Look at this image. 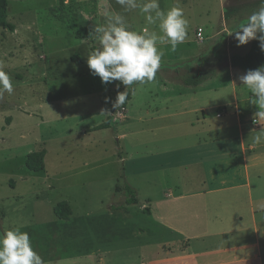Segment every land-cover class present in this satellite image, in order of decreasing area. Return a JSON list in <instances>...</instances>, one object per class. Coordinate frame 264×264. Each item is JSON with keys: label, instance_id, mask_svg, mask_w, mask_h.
Instances as JSON below:
<instances>
[{"label": "rangeland", "instance_id": "obj_1", "mask_svg": "<svg viewBox=\"0 0 264 264\" xmlns=\"http://www.w3.org/2000/svg\"><path fill=\"white\" fill-rule=\"evenodd\" d=\"M137 2L142 5L146 0ZM177 2L189 22L185 41L196 42L197 30H206L204 41L196 48L201 57L161 60L156 78L167 76L169 67L181 73L213 70L221 65V56L226 61L233 54H246L253 40L238 46L235 32L253 12L264 7V0H159V5L166 12ZM116 13L126 18L129 30L147 29L162 35L158 22L149 24L140 8L125 11L117 0L8 1L7 18L15 32L0 29V67L12 78L14 90L0 96V233L16 227L27 232L44 264L74 262L70 255L75 234L68 233L69 227L55 216L57 204L69 203L73 221L87 215V237H106L107 232H114L117 251L123 249L125 237L134 236L145 222L140 204L160 197L163 179L175 182L184 175L183 163L187 159L182 153L186 151L167 157L177 160L176 171L158 170L165 156L155 155L154 143L148 146L151 152H143L146 147L138 145V125L130 127L132 133L125 151V142L119 146L114 134L115 128L121 132L126 125L81 135L82 125L106 123L103 93L107 88L112 90L105 93L108 98L118 85L117 81L102 83L86 63L87 57L101 47L93 35L94 27L106 26L108 16ZM164 44L167 42L158 45ZM182 49V44L177 46V56ZM167 50L170 52V48ZM226 71L214 86L229 83ZM235 71L246 147L248 143L255 147L254 154L260 158L258 169L264 172V143L253 142L256 132L264 129V109L252 103L255 98L241 83L239 78L246 73ZM154 87H137L134 105L146 100L148 88ZM92 90L94 95L88 96L86 91ZM224 91L221 100L227 103L231 98ZM215 99L218 97L209 98L210 102ZM230 124L225 131L228 138L237 134L236 126ZM154 137L146 134L141 140ZM87 140H98V147L92 152L84 151ZM40 150L46 151L44 169L32 172L26 167V158ZM226 151L238 153L239 144L235 140L228 142ZM127 183L136 190L140 204L131 205L130 215L110 213L124 205L123 186Z\"/></svg>", "mask_w": 264, "mask_h": 264}, {"label": "crops", "instance_id": "obj_2", "mask_svg": "<svg viewBox=\"0 0 264 264\" xmlns=\"http://www.w3.org/2000/svg\"><path fill=\"white\" fill-rule=\"evenodd\" d=\"M201 30L204 41L206 30ZM183 44L197 46L201 42L196 34V42L188 40ZM157 46L162 48L168 44ZM221 57L223 70L198 87L173 82L170 78L175 69L169 67L167 76L127 89L130 98L120 109L112 105L125 86L117 81L108 98L105 93L110 89L105 90L101 102L106 122L111 118L110 126L123 125L124 128L126 125L121 132L115 128L117 133L114 134L119 146L125 142L124 151L132 133L130 127L138 125V145L146 147L143 152H151L148 146L154 143L155 155L165 156L158 170L176 171L177 160L170 161L167 157L182 151H186L182 155L187 163H183L184 175L179 181L163 179L160 197L147 199L143 204L138 201L145 222L134 236L125 237L123 249L116 251L114 232H107L106 237L99 238L95 234L87 237L84 223L87 215L74 221L72 215L62 220L69 227L68 233L75 234L70 255L73 264H264V172L258 169L260 158L259 154H254L255 147L251 143L246 147L244 140L236 69L230 66L231 56L226 61ZM186 59L190 58L162 60ZM225 70L229 83L214 86ZM152 85L156 87L148 88L146 100L134 105L137 87ZM224 90L231 98L227 103L221 100L226 93ZM94 93L86 91L88 96ZM210 97L218 99L210 102ZM229 124L236 126L237 134L228 138L225 131ZM95 127L82 125L81 135L90 136ZM146 134L155 137L141 140ZM234 140L239 144L238 153H226L228 142ZM88 141L83 146L84 151L92 152L98 147V140ZM125 201L126 198L119 209L109 212L130 215L132 206L125 205Z\"/></svg>", "mask_w": 264, "mask_h": 264}, {"label": "clouds", "instance_id": "obj_3", "mask_svg": "<svg viewBox=\"0 0 264 264\" xmlns=\"http://www.w3.org/2000/svg\"><path fill=\"white\" fill-rule=\"evenodd\" d=\"M125 11L140 8L149 24H157L162 35L144 29L142 32L129 30L126 18L120 14H110L107 25L94 27L93 35L101 47L87 57L90 73L98 76L102 83L119 81L125 90L118 92L113 108H122L128 91L134 84H145L155 80L161 67L163 52L158 44L167 42L174 52L187 37L188 20L179 2L168 11L161 10L159 0H146L142 5L137 0H117ZM259 34V35H258ZM238 46L251 40H258L264 50V7L253 12L245 25L235 32ZM241 83L255 98L252 103L264 109V65L248 70L240 78ZM12 78L0 67V96L13 92ZM253 142L264 143V129L256 132ZM0 264H44L42 257L33 249L30 236L19 227L0 233Z\"/></svg>", "mask_w": 264, "mask_h": 264}, {"label": "trees", "instance_id": "obj_4", "mask_svg": "<svg viewBox=\"0 0 264 264\" xmlns=\"http://www.w3.org/2000/svg\"><path fill=\"white\" fill-rule=\"evenodd\" d=\"M9 0H0V29L6 30L9 33L15 32V26L8 22L7 18V8H8ZM259 35V34H258ZM184 49H182L179 56H177V52L167 50L168 46H165L167 49L159 48V50L163 51L162 59H178V58H195L199 56L198 50H196L197 46L195 44H183ZM261 65H264V50H261L259 46L258 40H253L250 45L249 51L244 55L233 54L230 57V66L232 69L241 70L243 72H247L248 70H255ZM223 70L222 63L217 69L209 70H200L195 72H187L181 73L179 70H174L170 79L173 82L186 86V87H198L203 83L207 82L210 79L216 77ZM130 98V94L128 91V99ZM126 101V103H127ZM125 103V105H126ZM111 118L107 120L106 123L101 124L95 127L93 130H103L110 127ZM46 155L45 150H40L38 152L30 153L26 158V167L28 170L32 172H40L44 169V157ZM123 190L126 194L125 205H138V199L135 190L125 184L123 186ZM54 214L60 220H68L72 215V210L67 202H61L54 207Z\"/></svg>", "mask_w": 264, "mask_h": 264}, {"label": "built area", "instance_id": "obj_5", "mask_svg": "<svg viewBox=\"0 0 264 264\" xmlns=\"http://www.w3.org/2000/svg\"><path fill=\"white\" fill-rule=\"evenodd\" d=\"M197 39L199 40V42H202V30L201 29H199L197 32Z\"/></svg>", "mask_w": 264, "mask_h": 264}]
</instances>
